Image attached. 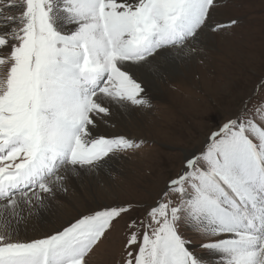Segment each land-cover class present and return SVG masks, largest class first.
Listing matches in <instances>:
<instances>
[{"label": "snow or ice", "instance_id": "snow-or-ice-1", "mask_svg": "<svg viewBox=\"0 0 264 264\" xmlns=\"http://www.w3.org/2000/svg\"><path fill=\"white\" fill-rule=\"evenodd\" d=\"M217 6L0 0V264H89L131 204L91 210L36 239H15L18 226L66 190L67 175L145 143L98 126L114 105L150 107L147 88L172 59L195 52L206 31L238 23L213 21ZM125 250L124 264H264V96L243 101L185 156L128 222Z\"/></svg>", "mask_w": 264, "mask_h": 264}, {"label": "rangeland", "instance_id": "rangeland-1", "mask_svg": "<svg viewBox=\"0 0 264 264\" xmlns=\"http://www.w3.org/2000/svg\"><path fill=\"white\" fill-rule=\"evenodd\" d=\"M212 19L238 23L208 30L195 45L196 59L188 57L177 70L158 77L157 96H148L150 107L135 106L139 109L132 116L109 124L111 135L145 143L135 151L111 154L107 171L81 169L73 179L67 175L64 196L51 197V208L35 212L29 226L19 224L15 239L41 238L91 210L131 204L132 210L88 257L89 264H124L130 219L144 214L181 171L185 156L202 149L210 132L243 101L264 96V0H218Z\"/></svg>", "mask_w": 264, "mask_h": 264}, {"label": "bare ground", "instance_id": "bare-ground-1", "mask_svg": "<svg viewBox=\"0 0 264 264\" xmlns=\"http://www.w3.org/2000/svg\"><path fill=\"white\" fill-rule=\"evenodd\" d=\"M15 10V9H14ZM17 12H18V9H16V12H14V14H17ZM9 27H11V26H9ZM67 27H69V28H71L72 26L71 25H69V26H67ZM5 30H7V29H5ZM205 33H209V31H206ZM211 35V34H210ZM206 51H208V50H206ZM207 54V56H209V54L210 53H206ZM188 57H190V58H194V59H196L197 57H198V52L196 53V51L195 52H193V53H191V54H189V55H185V56H182V57H179V58H174V59H172V61H171V63H170V65L167 67V70L165 71V73L166 72H174L175 70H177L178 69V65H180V66H182L183 65V62H184V60L185 59H188ZM183 60V61H182ZM189 60V59H188ZM191 63V62H190ZM172 74V73H171ZM170 75V74H169ZM157 79H158V77H156L155 79H153L152 80V82L150 83V85L148 86V88H147V95L148 96H150V97H156L157 96ZM160 81V80H159ZM137 109H139V108H136L135 106H133V105H129L127 108H119V107H117V106H113V108H112V112H113V115L110 117V118H108V123L107 124H105V123H103V122H100V124H99V126H98V130L99 131H101V132H103V133H105V134H108V135H111L110 134V128H109V124H112V123H118V122H122V120L123 119H125V118H129L130 116H132L133 114H134V112L135 111H137ZM112 157V156H111ZM111 157H108V158H106V160H107V163L106 164H104L103 165V167H101L100 169H98V171L99 172H104V171H107L108 170V164H109V161H110V159H111ZM88 171H90V170H88ZM86 172V171H85ZM84 172V173H85ZM97 172V171H96ZM79 173H82L81 172V170H79ZM95 172H93V174H94ZM86 175V174H85ZM92 175V174H91ZM69 176H71V178L73 179L74 178V174H69ZM94 177V176H93ZM76 178V177H75ZM79 178H82V177H79ZM76 182H77V179H76ZM65 192V191H64ZM58 194L57 195H59V196H64V193H63V191H59V192H57ZM54 199V198H53ZM50 199L47 201V207L48 208H51V203H50ZM42 216H44V214L42 213L41 214V217ZM31 218H33L32 216H30V217H26L25 218V220L24 221H22L20 224H23L24 223V225L23 226H29L28 224H29V222L31 221ZM34 222V221H33ZM27 228V227H26Z\"/></svg>", "mask_w": 264, "mask_h": 264}]
</instances>
